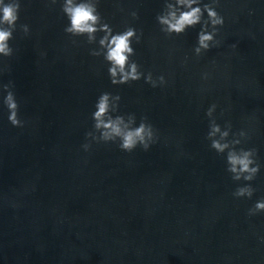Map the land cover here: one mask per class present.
<instances>
[{
    "label": "water",
    "instance_id": "obj_1",
    "mask_svg": "<svg viewBox=\"0 0 264 264\" xmlns=\"http://www.w3.org/2000/svg\"><path fill=\"white\" fill-rule=\"evenodd\" d=\"M165 2L187 10L176 0L98 3L114 33L137 30L130 59L166 81L152 87L144 77L113 85L110 65L90 54L103 51V33L92 43L67 34L64 0H19L13 54L0 55V264H264V212L248 214L264 198V0H218L219 45L200 56L201 24L161 31ZM9 82L23 127L8 120ZM104 92L121 97L113 116L135 114L136 126L147 117V151L118 140L83 149ZM212 104L221 131L231 124L228 140L244 131L237 149H256L254 180L234 181L226 153L210 147ZM248 183L250 199L233 196Z\"/></svg>",
    "mask_w": 264,
    "mask_h": 264
},
{
    "label": "clouds",
    "instance_id": "obj_2",
    "mask_svg": "<svg viewBox=\"0 0 264 264\" xmlns=\"http://www.w3.org/2000/svg\"><path fill=\"white\" fill-rule=\"evenodd\" d=\"M56 3V0H52ZM99 0H64L62 11L69 20V25L64 31L73 37L86 36L87 42L92 43L97 39L96 34L102 32L99 39V45L103 51L91 50L92 56H103L104 60L110 65L108 74L110 82L113 85L127 84L132 81H138L144 77L145 82L152 87L166 83L163 75L153 79L152 73L146 76L140 71V65L130 58L135 55L132 46L133 41L140 42V35L133 27H126L121 32L114 33L113 28L104 22L101 13L98 10ZM168 9L166 14H158L156 19L160 29L167 36L173 34L181 35L186 29L201 24V30L197 36V46L194 48L196 56L219 45L215 39L218 33V26H223L224 18L216 11L218 0H211V3H205L201 6V0H176V4L187 9L181 11L171 3H166ZM19 0H0V55L9 57L13 54V49L9 41L13 39V33L19 19L20 11ZM207 13V19H203L204 13ZM133 18H138L136 12L131 13ZM211 28V30H209ZM25 34L29 29L27 25H21ZM142 35V33H141ZM75 43V41H73ZM208 74H204V79ZM12 83L3 85L6 92L3 103L9 111L8 120L13 126L23 127V122L19 119V105L12 89ZM121 97L112 95L109 92L102 93L95 104V111L92 113L94 121L93 130L86 133V142L82 145L85 151L91 148V142H116L119 141V148L125 152H132L137 146H141L147 151L151 144L156 142V132L153 126L143 117L138 126H136L135 114L115 115L118 110V103ZM216 110V104H212L206 112L210 120L207 139L211 142L210 147L218 154L226 153L227 171L231 174L234 181H252L260 171V164L256 160V149H237L241 144L240 138H245L246 133L240 131L236 134L239 138L228 140L231 132V124L226 123L225 130L221 131V126L213 119V113ZM96 133V134H94ZM217 134L219 138L217 139ZM255 189L250 183L239 186L233 192L236 198H251ZM264 212V198L258 200L248 214L255 215Z\"/></svg>",
    "mask_w": 264,
    "mask_h": 264
}]
</instances>
